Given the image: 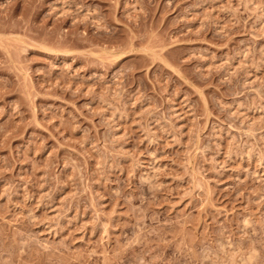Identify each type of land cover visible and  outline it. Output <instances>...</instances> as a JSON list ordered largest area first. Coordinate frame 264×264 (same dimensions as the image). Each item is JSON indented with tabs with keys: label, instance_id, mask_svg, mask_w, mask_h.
Masks as SVG:
<instances>
[{
	"label": "rangeland",
	"instance_id": "1",
	"mask_svg": "<svg viewBox=\"0 0 264 264\" xmlns=\"http://www.w3.org/2000/svg\"><path fill=\"white\" fill-rule=\"evenodd\" d=\"M0 264H264V0H0Z\"/></svg>",
	"mask_w": 264,
	"mask_h": 264
},
{
	"label": "bare ground",
	"instance_id": "2",
	"mask_svg": "<svg viewBox=\"0 0 264 264\" xmlns=\"http://www.w3.org/2000/svg\"><path fill=\"white\" fill-rule=\"evenodd\" d=\"M119 16H120V14H119ZM109 17H111V16H109ZM94 18H95V17H94ZM96 18H97V17H96ZM96 18H95V20H97V19L99 20V18H97V19H96ZM118 18H119V17H118ZM144 18H145V17H144ZM108 19H109V18H108ZM111 19H112V18H111ZM120 19H121V18H120ZM93 20H94V19H93ZM142 20H143V19H142ZM99 21H100V20H99ZM107 21H108V20H107ZM110 21H111V20H110ZM110 21H109V22H110ZM118 21H119V20H118ZM94 22H95V21H94ZM97 22H98V21H97ZM101 22H102V21H101ZM104 22H105V21H104ZM140 22H142V21L140 20ZM91 23H93V22H91ZM106 23H107V22H106ZM112 23H113V22H112ZM112 23H110V24H112ZM94 24H95V23H94ZM98 24H99V22H98ZM100 24H102V23H100ZM95 25H96V24H95ZM104 25H105V24H104ZM116 25H117V24H116ZM96 26H98V25H96ZM76 27H77V26H76ZM135 27H136V26H135ZM104 31H105V30H104ZM112 31H113V30H112ZM112 31H111V32H112ZM136 31L139 32L140 30L137 29ZM100 32H101V31H100ZM102 33H103V31H102ZM102 33H100V34H102ZM112 33H113V32H112ZM100 34H99V35H100ZM109 34H110V33H109ZM99 35H98V36H99ZM110 35H111V34H110ZM114 35H115V34H114ZM114 35H113V36H114ZM140 35H141V34H140ZM136 36H137V35H136ZM96 37H97V36H96ZM106 37H107V36H106ZM109 37H110V36H109ZM109 37H108V38H109ZM141 37H142V36H141ZM76 38H77V37H76ZM94 38H95V37H94ZM100 38H101V36L99 37V39H100ZM159 38H160V37H159ZM92 39H93V38H92ZM92 39H90V40H92ZM97 39H98V38H97ZM110 39H112V38H109V40H110ZM113 39H114V38H113ZM113 39H112V40H113ZM141 39H142V38H141ZM141 39H140V40H141ZM163 39H164V38H163ZM83 40H84V39H83ZM86 40H87V39H86ZM93 40H94V39H93ZM95 40H96V39H95ZM165 40H166V39H165ZM79 41H80V40H79ZM97 41H99V40H97ZM249 260H250V259H249ZM249 260H248V261H249Z\"/></svg>",
	"mask_w": 264,
	"mask_h": 264
}]
</instances>
